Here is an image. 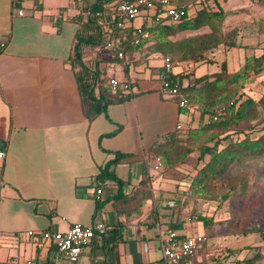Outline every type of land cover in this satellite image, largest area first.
<instances>
[{
	"label": "crops",
	"instance_id": "obj_1",
	"mask_svg": "<svg viewBox=\"0 0 264 264\" xmlns=\"http://www.w3.org/2000/svg\"><path fill=\"white\" fill-rule=\"evenodd\" d=\"M25 1L21 5H30ZM70 1L36 0L37 5L30 6L31 13L24 15L20 10L13 11V0H0V151L4 153L0 159V250L4 252L0 262L30 259L36 264H63L65 259L54 243L40 234L65 232L72 224L91 226L103 221L115 228L117 239L111 243L91 239L81 249L80 264H162L158 242L161 231L172 229L181 238L203 235L200 222L196 221L198 233V227L193 228L188 220L190 207L178 206L184 196L178 202L169 200L178 197L175 190L186 191L189 179L183 183L176 174L153 180L151 200L136 217L125 221L115 215L109 200L117 187L108 182L97 196L96 175L113 152L143 156L155 139L175 131L176 123L182 128H195L197 113L178 110L175 99L159 94V81L145 73L149 59L161 62L164 56L151 52L155 39L148 28L145 43L126 52L125 61L115 59L114 53L102 46L84 49L83 62L91 69H104L98 54L111 64L108 75H101L106 78L105 86L110 78L129 85L126 91L116 90L127 96L126 100L108 104L105 115L87 121L67 63L77 30L70 20L77 10ZM118 1L100 0L105 20L111 22ZM173 1L187 7L194 0ZM202 7L195 5L192 12L187 8L186 12L190 15ZM56 9L65 16H58ZM145 23L140 16L135 26L129 23L124 27L133 30ZM104 30L109 32L107 27ZM198 32H181L176 37ZM117 36L120 39L107 37L105 41L118 44L124 37L120 31ZM119 168H123L121 176L116 172ZM173 170L186 172V167L181 164ZM114 174L122 182L123 194L137 189L138 162L118 164ZM221 228L222 224L213 226L210 240L219 236ZM28 231L32 235L28 236ZM196 256L192 264L198 263Z\"/></svg>",
	"mask_w": 264,
	"mask_h": 264
},
{
	"label": "trees",
	"instance_id": "obj_2",
	"mask_svg": "<svg viewBox=\"0 0 264 264\" xmlns=\"http://www.w3.org/2000/svg\"><path fill=\"white\" fill-rule=\"evenodd\" d=\"M70 3L77 10V14L70 18L77 25V30L67 63L73 71L82 113L90 122L99 115H105L108 104L122 102L127 96L113 92L105 86V79L101 78L104 75L103 69H91L84 64V49L91 50L101 46L106 48V38L120 39L117 36L119 31L124 38L118 43L117 49L121 48L124 54L139 48L144 42L130 44L135 29L124 27L113 31L111 27L114 18L110 22L102 16L95 17V13L102 12L100 0H71ZM184 9L185 15L179 22L155 25L149 31L155 39L156 50L170 55L172 69L189 66V69L175 72L171 69L166 79L177 83L180 91L187 95L189 103L194 107L192 113H197V125L195 128L184 127L180 131L158 137L143 154L145 159L135 154L113 152L112 157L98 167L97 187L108 182L115 184L117 191L109 199L111 208L116 216H122L125 221L136 217L145 203L152 198L153 179L148 173L147 163L151 159L159 161L167 176V173L183 164L189 156H194L193 166H199L189 178L186 192L193 200L214 201L218 196L217 182L225 178L227 173L249 160L264 158V91L256 99L245 96L242 92L244 85L252 82L264 70V53L245 56L241 67L235 72H228L226 63L220 61L215 71L195 76V64L203 62L207 52L220 46L238 48L239 45L235 42L237 31L231 29L222 32L225 18L222 10H211L203 6L188 15L186 7ZM101 18L103 24L100 22ZM104 27L109 32H105ZM203 28L207 31L195 33L182 40L170 41V38L181 32H198ZM111 33L115 34L111 36ZM108 50L115 57V51ZM258 126L260 127L257 128ZM253 132H256V136L251 137ZM129 162H138L140 180L135 191L123 194L122 182L115 176L114 167ZM245 188L246 182L240 181L237 186L239 195L244 194ZM99 203L97 201L96 207ZM196 221L200 222L203 232H207L216 223L203 216H197ZM211 235L212 233L209 237ZM99 239L104 243L115 241V228ZM243 249L245 254L240 259L234 258L233 264H264V254L259 246H245Z\"/></svg>",
	"mask_w": 264,
	"mask_h": 264
},
{
	"label": "rangeland",
	"instance_id": "obj_3",
	"mask_svg": "<svg viewBox=\"0 0 264 264\" xmlns=\"http://www.w3.org/2000/svg\"><path fill=\"white\" fill-rule=\"evenodd\" d=\"M189 2L192 0H181ZM199 1V2H198ZM22 0H13L12 8L16 12L20 10L24 15L31 13L32 7L36 6V0H27L24 5H21ZM199 3V4H198ZM191 4V5H190ZM187 5V11L192 12L195 5L205 6L211 10H222L225 12V18L222 24V32L225 33L231 29H236L237 34L235 42L238 43V48L218 47L204 55L203 62L195 64L194 75L199 76L205 73H211L217 69L216 65L220 61L226 63L228 72H235L242 65L244 56L254 55L258 56L264 53V0H194ZM66 7V6H65ZM58 10L55 13L58 14ZM65 13L61 11V15ZM136 19L130 23L135 26ZM129 23H125L127 25ZM205 32L207 30H204ZM199 33V32H198ZM115 33H111L113 36ZM191 35L177 36L170 41L182 40ZM111 38V37H109ZM145 43V42H144ZM151 52H158L156 47L151 46ZM160 53V52H159ZM92 51L89 55L91 57ZM164 56L167 54L160 53ZM97 58H103L100 62V67H104L103 73L106 77L110 69L108 59L103 55H97ZM88 63V62H86ZM145 73L149 74L151 80L160 81L164 74L160 68L161 62L156 59H149L146 63ZM189 69L178 66L176 70ZM132 78H135L131 76ZM106 79V78H105ZM264 91V70L248 84H245L242 92L245 96L256 99ZM261 126V125H260ZM258 126L257 128H259ZM251 137L256 136V132L250 134ZM148 173L150 177L155 180L160 176L164 177L165 173L159 163L158 168L156 159L147 161ZM186 172L171 171L167 173L168 176L179 174V180L183 183L189 179L197 166L194 165V156H189L184 161ZM123 168L117 169V174L121 176ZM225 178L219 180L216 187L217 199L214 201L193 200L186 191H178V199L172 197L178 202L184 196V200L178 206L183 208L190 207L188 210V219L197 216L207 217L211 220H217L216 225L222 224L223 228L219 231V236L216 239L210 240L209 234L213 232L211 227L207 232L202 234L209 239L207 246L197 252V264H233L234 258H241L245 254L243 247L245 246H259L264 254V158L249 160L239 167H234ZM246 182V188L243 195H239L237 186L240 181ZM182 187L186 188L183 184ZM178 187V186H177ZM173 200V201H174ZM97 220L101 219L97 217ZM191 225L193 228L199 226L196 220ZM224 223V224H223ZM214 224V225H215ZM215 225V226H216ZM196 232H200L198 227ZM4 252L0 250V256ZM1 264L4 261L0 262ZM63 264H71L67 260ZM196 263V262H195Z\"/></svg>",
	"mask_w": 264,
	"mask_h": 264
},
{
	"label": "built area",
	"instance_id": "obj_4",
	"mask_svg": "<svg viewBox=\"0 0 264 264\" xmlns=\"http://www.w3.org/2000/svg\"><path fill=\"white\" fill-rule=\"evenodd\" d=\"M88 14V13H87ZM18 15L21 12L18 11ZM185 15L184 6L178 5L173 0H120L114 6L113 18L115 19L111 29L113 31L124 28L125 23H130L137 17H144L146 23L135 28V34L129 41L132 45H138L145 42L148 38L147 29L159 24H175L179 22ZM95 17H101V13H95ZM116 42L107 41L106 49H113L115 57L119 61H125V54L122 49H117ZM128 64V63H126ZM161 69L164 77L159 81L158 92L165 99H175V105L178 110L185 114L193 112L194 107L188 101L185 93L181 92L177 83H171L166 79L171 73L172 61L170 57L163 56L161 59ZM106 86L111 91L121 89L126 91L129 88L127 83H118L115 79L110 78L106 82ZM182 129L180 123L174 126L175 131ZM4 153L0 151V159H3ZM157 160V159H156ZM159 166L157 165L155 169ZM106 183L98 186L95 194L98 196L101 188ZM173 203L169 202V206ZM194 221L193 217L188 219ZM112 230V226L106 222H96L91 226H81L72 224L65 232H44L40 236L43 239L51 240L54 243L57 253L71 264H80L79 255L81 249L85 247L91 239L99 238L107 235ZM27 235H32L31 231ZM206 241L203 235H195L188 237H179L172 229L161 231L158 235V242L162 256V264H192L191 259L196 255L199 246ZM1 264V263H0ZM3 264H36L30 259L22 261H7Z\"/></svg>",
	"mask_w": 264,
	"mask_h": 264
}]
</instances>
